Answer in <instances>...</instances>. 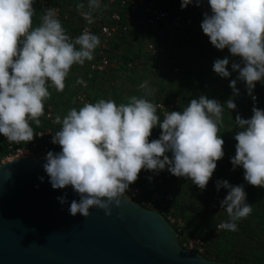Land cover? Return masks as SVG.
Segmentation results:
<instances>
[{
    "label": "clouds",
    "instance_id": "obj_1",
    "mask_svg": "<svg viewBox=\"0 0 264 264\" xmlns=\"http://www.w3.org/2000/svg\"><path fill=\"white\" fill-rule=\"evenodd\" d=\"M33 3L0 0V134L15 143L34 139L30 122L40 125L44 102L51 97L49 88L63 92L73 65L83 66L85 61L93 60L101 43L87 29L72 40L51 8L41 16L40 25L33 27ZM191 3L193 0H182V9ZM199 3L197 0V6ZM208 3L211 15L204 14L202 30L215 48H227L242 59L243 67L239 63L231 67L239 72L237 79L246 82L255 102L256 83L264 81V0ZM84 8L83 3L77 5L78 10ZM87 8L82 15L91 23L92 13L101 8L100 0H88ZM228 65L227 57L217 59L213 70L227 78L231 75ZM230 87L239 95L236 80L230 82ZM140 88L146 90V96L152 94L147 81ZM157 107L137 96L119 105L111 99H100L85 103L79 110L71 108L63 118L55 117L54 123L61 128L52 142L61 151H49L43 168L54 189L71 186L79 195V201L70 203V215L87 218L90 209L100 208L111 216L112 206L121 205V198L145 169L158 174L167 167L172 175L190 179L202 191L206 189L217 162L225 155V142L219 134L225 106L201 95L182 111L165 113L162 122ZM226 107L234 110L237 105L230 98ZM252 111L250 119L235 117L239 131L234 137L236 153L231 163L234 170L243 168L248 184L264 188V110L253 107ZM157 126L162 129L161 135L150 141ZM216 187L229 189L221 201L229 220L218 228L237 231L236 221L252 212L244 187L232 186L227 180L217 181ZM57 199L61 205L68 203L67 194Z\"/></svg>",
    "mask_w": 264,
    "mask_h": 264
},
{
    "label": "water",
    "instance_id": "obj_2",
    "mask_svg": "<svg viewBox=\"0 0 264 264\" xmlns=\"http://www.w3.org/2000/svg\"><path fill=\"white\" fill-rule=\"evenodd\" d=\"M46 162H0V264H229L188 249L163 213L127 196L111 216L100 208L70 215L79 195L71 186L54 189Z\"/></svg>",
    "mask_w": 264,
    "mask_h": 264
},
{
    "label": "rangeland",
    "instance_id": "obj_3",
    "mask_svg": "<svg viewBox=\"0 0 264 264\" xmlns=\"http://www.w3.org/2000/svg\"><path fill=\"white\" fill-rule=\"evenodd\" d=\"M143 45L145 44L143 43ZM119 58H117V62L123 64ZM144 60L147 61L146 58ZM200 63L197 60L193 61L192 65L196 68L179 76L173 72H170L169 75L167 66L162 70H153L148 66H133L131 68L122 66L119 69L111 67L98 87L91 89V103H95L100 99H111L118 105L127 103L131 96L145 95L146 90L141 89L140 84L147 81L149 88L152 90V94L147 96L151 97L152 101L185 97L186 101L190 102L192 99H198L203 95L224 105L223 124L219 127V134L225 142L223 147L228 150L231 156L228 159L229 161L223 163L224 165H221V167L217 165L216 169L218 170L213 173L205 190L202 191L188 178L172 175L167 167L158 174L146 169L142 170L134 184L158 198L161 205L167 203L169 209H173L177 217L185 224L187 232L190 228L189 231L201 236L206 243V248L210 251L215 252L217 249H221L234 256L261 255L264 252V188L248 184L244 179L242 167H236L234 170L231 158L236 153L237 141L234 137L239 129L236 123L231 127L228 126L230 119L235 120V118L227 119L226 117L240 115L244 119H250L253 115V107L264 110V81L256 83L253 91V95L257 97L255 102L246 92L245 95H248L249 99L241 101L240 106L230 110L226 107V98L232 92H229L231 89L227 85H230L232 80L237 81V86L245 85L246 82L237 79L239 72L233 71L231 65L228 66L231 75L225 78L215 73L211 65H207L204 69L200 68ZM239 64L243 67V62ZM86 72L85 63L83 66L73 65L65 80L66 87L63 92H57L54 88H49L51 92L49 100L52 101L53 105L55 104L56 116L59 115L63 118L74 107L72 105L73 97L81 87L78 80H84ZM255 91H258V94ZM239 93H244L242 87H239ZM235 97L233 96V98ZM232 114H235V116ZM60 128L61 125L57 124V131ZM167 155L171 158L172 153L169 152ZM218 163L221 164V162ZM218 167L221 169L219 170ZM149 177L152 179L149 180ZM223 180H227L232 186L243 185L247 194L246 203L252 205L251 214L236 221L238 230H224L227 233L222 229H217V222L219 219L223 222L228 221V214L226 210L222 214L220 210L218 211L215 208L216 205L221 207V201L226 198L229 192V189L224 187L217 190V181ZM140 181L146 182L148 186L145 183H140ZM190 223L192 227L189 226Z\"/></svg>",
    "mask_w": 264,
    "mask_h": 264
},
{
    "label": "built area",
    "instance_id": "obj_4",
    "mask_svg": "<svg viewBox=\"0 0 264 264\" xmlns=\"http://www.w3.org/2000/svg\"><path fill=\"white\" fill-rule=\"evenodd\" d=\"M80 3L85 5L83 10L77 9V5ZM100 3L101 8L92 13L91 23L82 15V12L88 11V0H34L33 3L35 9V14L32 18L33 27L40 25L41 16L51 8L56 11L57 18L64 27L66 34L72 40L80 36L85 29L100 38L101 43L94 51V59L85 61L87 73L83 80L84 83H81L80 89L73 97V103L78 110L85 103H91V80L95 74L98 73L100 76H103L108 73L111 67L119 65L115 56L119 49L115 48V41L122 36L130 37L132 35L131 28L137 27L140 24L139 27L144 28L148 25L149 29L145 33H140L142 49L147 55H143L142 57L135 56L134 60L128 62V67H142L147 63L150 64L149 67L156 70L157 65H161L164 62V57L169 48L163 44L161 37L153 39L154 33L163 35L168 27L187 29L191 26L196 29L199 28L203 32L201 24L204 14L208 13L211 15L208 0H200L199 6H197V0H193V3L183 9L181 7L182 0H177L171 7L166 6L163 0H100ZM205 37L210 41V38L206 34ZM134 44L138 45V42L134 41ZM77 48H79L78 45ZM135 50L137 51L138 49L135 47ZM120 52H123V49H120ZM179 70V66H173V72L176 73ZM153 103L158 106L157 115L160 117L161 122L165 113L182 111L187 106V104L181 103L179 98L169 102L156 100ZM42 118L46 121V125L41 124L36 127L35 122H30L35 134L31 142H9L7 137L0 134V162L19 157L47 156L49 151L53 153L61 151V147L52 142L55 135V119L52 105L47 106L40 120ZM161 132L162 129L157 126L152 130L149 140L158 139ZM224 153V157L218 161L221 164L217 162L218 166L227 163L230 157L226 151ZM141 191L139 186L130 185L129 190H127L124 196L137 201L141 197ZM148 204L153 205V201L149 200ZM164 207L165 204H162L160 207L153 209L163 213L174 226L176 225L177 231L183 232L186 235L184 231L185 224L180 218L172 214L171 210L169 211ZM215 208L225 211L222 207H218V205ZM221 223H217V229L219 230L221 228H218V226ZM183 245L202 254L206 250V243L200 237L187 236Z\"/></svg>",
    "mask_w": 264,
    "mask_h": 264
},
{
    "label": "trees",
    "instance_id": "obj_5",
    "mask_svg": "<svg viewBox=\"0 0 264 264\" xmlns=\"http://www.w3.org/2000/svg\"><path fill=\"white\" fill-rule=\"evenodd\" d=\"M163 1L166 4V6H168V7H171L173 4H175L177 2V0H163ZM139 26H140V24H138L137 27H133L130 29L132 32V35L130 37L122 36L118 40L115 41V48L119 49V51L116 53L115 56H116V58L120 57L119 59L123 62V64H121V62H119V65L117 64V66H115L113 68L119 69L122 66L128 67V65H127L128 62L130 60L131 61L134 60L135 56L142 57L143 55H145V56L147 55V53H145L144 50L142 49L140 33L141 32L145 33L149 28H148V25H146L144 28H141ZM160 37L163 40V44L169 49L167 51L166 56L164 57V62H162L161 65H157L156 70H162L163 68H165L167 66V70H168L169 75H170V72L171 73L173 72L172 69H173L174 65L179 66V68H180V70L178 72H176V73L173 72L174 74H178V76L180 74L183 75L184 72H187L188 70L190 71V70L196 68L195 66L192 65L193 61H195V60L201 62L200 68H202V69H204L207 65L213 66L214 62L217 59H224L225 57H227L229 59V65L228 66L232 65L233 63L242 62V59L240 57L233 56L230 53L229 49L219 50V49L215 48L211 44V42L206 39L205 33H203L201 31V29H199V28L196 29L192 26L187 28V29H175V28L168 27V28H166L165 34L158 35L157 33H154V35H153V39L154 38H160ZM134 41H137L138 45L134 44ZM135 47L138 49L137 51L135 50ZM120 49H123V52H120ZM145 66L149 67V64L146 63ZM167 70H165V71H167ZM85 76H86V74H85ZM103 77H105V75L100 76L98 73H96L94 78H92V80H91V89L97 88L98 85L100 84V82L102 81ZM227 86L230 87V85H227ZM239 87L240 88L242 87V90L244 93H239V95H235L233 93L232 88L230 87L231 90H229V92L231 91L232 93H231V95L227 96V98H226V100H228L230 98L233 99L234 103H236L237 107L240 106L241 101H245V100L249 99L248 95H245L247 92L246 84L237 86L238 89H239ZM255 93L258 94V91H255ZM137 96H138V98H141V97L146 98V99L150 100L151 102H153L151 97H149V96H146V95H144V96L143 95H137ZM233 96H236V97L233 98ZM174 99L175 98H172L170 100H164V101L169 102V101H173ZM179 99H180L181 103H183V104H189L190 103V102L186 101L185 97H179ZM51 102L52 101L49 99L44 102V110L47 108L48 105H52L54 119H55V117H56L55 113L57 112V109L54 107L55 104L53 105ZM72 105L75 107L73 102H72ZM232 115L235 116V114H232ZM226 118L228 119V118H235V117L227 116ZM40 121H41L40 125L41 124L46 125V121L44 120V118H42ZM229 122H228L229 127L235 125L234 119H230ZM35 126L38 127L36 124H35ZM54 132H57V124L56 123H54ZM223 149H224V151L228 152V150L225 149L224 147H223ZM228 154H229V156H231V154L229 152H228ZM229 159H230V157H229ZM220 167H218L219 170L221 169ZM216 170H218V169H216ZM140 183H145L146 186H148V184L146 182L140 181ZM132 185H136V184H132ZM149 200L153 201V205L148 204ZM137 201L140 202L145 207L155 208V207L161 206V203H160L158 198H155L150 193L145 192L143 190L141 191V197ZM164 208L169 210V211L171 210L172 214L177 216L176 212L173 209H169L167 203H165ZM220 212H222V214L225 213V211H220ZM219 222L223 223V221L221 219H219L217 223H219ZM189 226L192 227V224L190 223ZM189 230H190V228H189ZM189 230L187 232V229L184 228L186 235L183 232L178 231L179 238H180V241L182 244H184L187 236H190V237L196 236V237L202 238L201 236L195 235L194 232L189 231ZM224 230H226V229H222V231H224ZM226 231H224V232H226ZM203 254L207 257L214 258L218 261H224V262L231 263V264L264 263V252L261 255H256V256H251V255H242V256L235 255L234 256V255L227 254L226 251L224 252L221 249H217L215 252H213V251H210L209 249L206 248V250Z\"/></svg>",
    "mask_w": 264,
    "mask_h": 264
}]
</instances>
